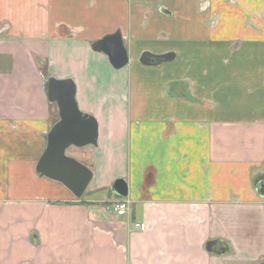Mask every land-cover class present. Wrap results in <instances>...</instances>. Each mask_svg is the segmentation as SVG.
<instances>
[{
  "label": "crops",
  "instance_id": "obj_1",
  "mask_svg": "<svg viewBox=\"0 0 264 264\" xmlns=\"http://www.w3.org/2000/svg\"><path fill=\"white\" fill-rule=\"evenodd\" d=\"M263 34L264 0H0V264L264 262ZM48 78L98 125L81 199L36 171Z\"/></svg>",
  "mask_w": 264,
  "mask_h": 264
},
{
  "label": "water",
  "instance_id": "obj_2",
  "mask_svg": "<svg viewBox=\"0 0 264 264\" xmlns=\"http://www.w3.org/2000/svg\"><path fill=\"white\" fill-rule=\"evenodd\" d=\"M93 49L106 54L115 68H123L128 63L127 51L120 34L97 42ZM44 87L48 101L57 105L59 121L44 138L45 151L36 171L41 177L62 184L77 199H81L93 179V172L76 159L68 157L66 152L71 147H97L98 125L91 116L80 112L71 80L48 78ZM111 190L120 198L128 197V184L123 179L116 180ZM207 249L210 251L209 244Z\"/></svg>",
  "mask_w": 264,
  "mask_h": 264
},
{
  "label": "built area",
  "instance_id": "obj_3",
  "mask_svg": "<svg viewBox=\"0 0 264 264\" xmlns=\"http://www.w3.org/2000/svg\"><path fill=\"white\" fill-rule=\"evenodd\" d=\"M113 210L115 214L119 217L127 216L130 211V203L126 199H120L115 203ZM141 227L142 229H145V226Z\"/></svg>",
  "mask_w": 264,
  "mask_h": 264
},
{
  "label": "trees",
  "instance_id": "obj_4",
  "mask_svg": "<svg viewBox=\"0 0 264 264\" xmlns=\"http://www.w3.org/2000/svg\"><path fill=\"white\" fill-rule=\"evenodd\" d=\"M42 72H44V67L42 68Z\"/></svg>",
  "mask_w": 264,
  "mask_h": 264
},
{
  "label": "rangeland",
  "instance_id": "obj_5",
  "mask_svg": "<svg viewBox=\"0 0 264 264\" xmlns=\"http://www.w3.org/2000/svg\"><path fill=\"white\" fill-rule=\"evenodd\" d=\"M257 29H259V28H257ZM263 36H264V34H263ZM114 194V193H113Z\"/></svg>",
  "mask_w": 264,
  "mask_h": 264
},
{
  "label": "flooded vegetation",
  "instance_id": "obj_6",
  "mask_svg": "<svg viewBox=\"0 0 264 264\" xmlns=\"http://www.w3.org/2000/svg\"><path fill=\"white\" fill-rule=\"evenodd\" d=\"M214 245H215V244H214ZM262 263H264V262H262ZM262 263H261V264H262Z\"/></svg>",
  "mask_w": 264,
  "mask_h": 264
}]
</instances>
